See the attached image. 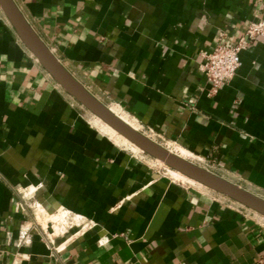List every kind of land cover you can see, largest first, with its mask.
Wrapping results in <instances>:
<instances>
[{
    "label": "crops",
    "instance_id": "crops-1",
    "mask_svg": "<svg viewBox=\"0 0 264 264\" xmlns=\"http://www.w3.org/2000/svg\"><path fill=\"white\" fill-rule=\"evenodd\" d=\"M13 1L90 93L264 197V37L216 91L198 69L219 33L232 42L264 18V0ZM91 115L0 10V264H264V217L167 179ZM63 214L86 225L51 243L38 220Z\"/></svg>",
    "mask_w": 264,
    "mask_h": 264
},
{
    "label": "water",
    "instance_id": "water-1",
    "mask_svg": "<svg viewBox=\"0 0 264 264\" xmlns=\"http://www.w3.org/2000/svg\"><path fill=\"white\" fill-rule=\"evenodd\" d=\"M0 10L24 47L34 56L40 66L76 102L98 117L118 134L138 147L143 153L157 159L165 166L196 181L240 205L264 216V197H261L221 175L185 159L144 132L130 126L108 105L80 83L59 61L50 48L38 36L13 0H0Z\"/></svg>",
    "mask_w": 264,
    "mask_h": 264
},
{
    "label": "built area",
    "instance_id": "built-area-1",
    "mask_svg": "<svg viewBox=\"0 0 264 264\" xmlns=\"http://www.w3.org/2000/svg\"><path fill=\"white\" fill-rule=\"evenodd\" d=\"M222 33H219V41L208 51H202V61L199 63L198 69L205 76L210 84V89L216 91L223 85L228 83L237 73L240 66V53L247 48L255 39L264 37V18L249 20L242 33L232 42L226 41ZM64 219L76 221V231L72 234H78L86 224L82 219L75 215L63 214ZM57 223L51 219L49 224L53 226ZM44 231V230H43ZM46 238L51 239L47 234ZM30 228H21L19 230L16 245H22L29 240ZM52 243V241H51Z\"/></svg>",
    "mask_w": 264,
    "mask_h": 264
},
{
    "label": "bare ground",
    "instance_id": "bare-ground-1",
    "mask_svg": "<svg viewBox=\"0 0 264 264\" xmlns=\"http://www.w3.org/2000/svg\"><path fill=\"white\" fill-rule=\"evenodd\" d=\"M108 107L110 108V110L115 113L116 115H118L122 120H124L126 123H128L130 126L134 127L135 129L139 130L137 123L128 117V115H126L125 113H123L118 106L114 105V104H110L108 105ZM92 123L95 125V128L97 127L102 133L106 134L107 136H109L115 144L119 145V146H123L128 148L129 150H131L133 153L136 154H141L143 153L138 147H136L134 144H132L131 142H129L127 139H125L123 136H121L120 134H118L115 130H113L111 127H109L107 124H105L104 122H102L98 117H96L95 115H91V119ZM165 145V144H164ZM167 147V146H166ZM169 149V148H168ZM172 152L177 153L178 155H180L181 157L188 159V160H192L193 157L191 156V154L185 150L182 149H178L175 148V150L173 149H169ZM135 156V155H134ZM152 161L156 164V165H163L165 166L163 163H161L160 161H158L157 159H152ZM201 164V163H200ZM166 170L168 171L169 175L171 177L174 178V180H180L182 182H187L190 184H194L197 186H200V188L203 186L202 184L193 181L190 178H187L186 176L182 175L181 173L167 167ZM164 167V168H165ZM205 187V186H204ZM203 187V188H204ZM262 216V215H260ZM264 217V216H262ZM54 219V217H53ZM66 223V222H65ZM54 227V226H53Z\"/></svg>",
    "mask_w": 264,
    "mask_h": 264
},
{
    "label": "rangeland",
    "instance_id": "rangeland-1",
    "mask_svg": "<svg viewBox=\"0 0 264 264\" xmlns=\"http://www.w3.org/2000/svg\"><path fill=\"white\" fill-rule=\"evenodd\" d=\"M147 135V134H146ZM151 137V136H150ZM152 138V137H151ZM154 140H156L157 142H159L160 144H162L163 146H167V148L169 149H173L175 150V147L174 145L172 144H165L164 142H162L161 140H158L157 138H152ZM165 144V145H164ZM139 155H142L144 156L145 158H148L150 160L151 163L155 164L150 156L146 155L145 153H141ZM191 160V159H190ZM191 161L193 162H196L194 159H192ZM156 165V164H155ZM203 166V165H202ZM157 169H159V171L161 172V174L166 177L167 179L169 180H173V181H180V180H174L173 177H171L168 173V171L166 170V167L163 166V165H156ZM165 167V168H164ZM205 167V166H203ZM182 182V181H180ZM183 183H186V184H190V183H187V182H183ZM231 200V199H230ZM233 201V200H232ZM235 202V201H234ZM237 203V202H236ZM239 204V203H237ZM240 205V204H239ZM242 206V205H240ZM244 207V206H243ZM246 208V207H245ZM248 209V208H247ZM250 210V209H248ZM250 212L254 213V211L250 210ZM255 214L257 215L258 213L255 212ZM260 215V214H258ZM257 215V216H258ZM53 219V217L51 218ZM41 220V219H40ZM38 220L42 225H43V230H44V234H47L48 237L51 239V240H55L57 237L59 236H64V235H72L75 231H76V228H75V224H76V221L75 220H72V222L70 223L69 221H67L66 219H64V217L62 215H57L54 217V220H56L57 223H53V226H51L50 224L46 225V224H43L44 222L43 221H40ZM66 222V223H65Z\"/></svg>",
    "mask_w": 264,
    "mask_h": 264
}]
</instances>
